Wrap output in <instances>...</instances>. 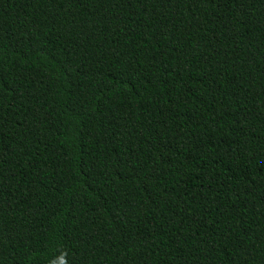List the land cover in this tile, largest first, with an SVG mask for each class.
I'll use <instances>...</instances> for the list:
<instances>
[{"label":"trees","instance_id":"1","mask_svg":"<svg viewBox=\"0 0 264 264\" xmlns=\"http://www.w3.org/2000/svg\"><path fill=\"white\" fill-rule=\"evenodd\" d=\"M0 264H264V0H0Z\"/></svg>","mask_w":264,"mask_h":264}]
</instances>
